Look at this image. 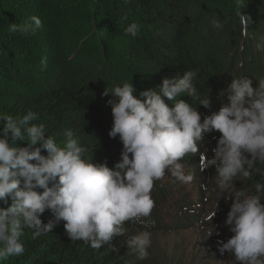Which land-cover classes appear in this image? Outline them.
I'll list each match as a JSON object with an SVG mask.
<instances>
[{
	"label": "trees",
	"instance_id": "trees-1",
	"mask_svg": "<svg viewBox=\"0 0 264 264\" xmlns=\"http://www.w3.org/2000/svg\"><path fill=\"white\" fill-rule=\"evenodd\" d=\"M244 4L242 14L251 17L247 34L235 0H0V115L36 111L40 115L35 123L46 125V135L62 141L64 129L70 127L89 149L91 162L113 168L123 145L119 136L108 135L113 118L107 101L112 96H105V90L131 82L139 98L141 91L155 89L163 78L198 70L194 83L200 99L210 95L211 107L188 94L177 99L192 104L203 119L228 102L226 92L221 93L232 78L250 77L253 88L264 81V50L255 47L258 34H264V0H244ZM33 15L43 24L34 35L9 32V24H23ZM213 18L222 21V30L213 29ZM133 21L141 25L136 37L124 32ZM4 123L0 121V132ZM220 135L216 130L206 133L200 151L207 145L212 152ZM17 144L27 146L26 141ZM184 159L199 163L201 156L189 154ZM261 179L254 175L235 186L247 194ZM167 193L166 185L156 181L152 190L156 206L147 218V229L128 222L125 227L166 229L159 227L156 211ZM11 202V198L8 205L0 202V207ZM50 219L52 213L46 210L41 220ZM64 223L35 240L26 230L25 253L0 264H147L128 254L123 234L113 238L111 247L96 250L84 241H72ZM179 225L187 226V217Z\"/></svg>",
	"mask_w": 264,
	"mask_h": 264
},
{
	"label": "clouds",
	"instance_id": "clouds-1",
	"mask_svg": "<svg viewBox=\"0 0 264 264\" xmlns=\"http://www.w3.org/2000/svg\"><path fill=\"white\" fill-rule=\"evenodd\" d=\"M235 3L247 34L251 17L241 12L244 0ZM211 24L213 29L223 28L217 18ZM42 26V20L33 15L23 24H9L8 30L34 35ZM140 28L133 21L124 32L136 37ZM255 47L264 50V34L258 36ZM197 74L198 70L189 69L163 78L155 89L141 91L139 98L133 94L136 89L131 82L105 90V96H112L107 101L113 118L108 135L119 136L123 145L113 168L91 162L89 149L70 127L64 129L62 141L46 135V125L35 123L40 115L36 111L0 115L5 122L0 132V202L8 205V199L12 201L0 207V261L25 253L26 230L35 240L60 221L65 222L72 241H84L96 250L111 247L116 235L125 234V222L143 224L147 229V218L156 206L154 183L166 172L182 183L190 182L192 176L184 174L181 161L200 153L202 171L215 166L217 187L232 200L225 225L233 235L226 242H217L220 254L233 256L234 264H264V168L257 166L264 165V81L253 88L250 77L232 78L221 93L226 92L228 102L202 119L192 104L177 99L188 94L205 108L211 107L210 95L200 99L194 83ZM213 130L221 135L213 156L207 158L206 151H200V142ZM18 141H26L27 146H18ZM254 175L262 178L254 182V191L246 194L236 188V181L251 180ZM46 210L53 219L43 223L41 215ZM126 246L128 254L146 260L152 233L136 230L128 236Z\"/></svg>",
	"mask_w": 264,
	"mask_h": 264
},
{
	"label": "rangeland",
	"instance_id": "rangeland-1",
	"mask_svg": "<svg viewBox=\"0 0 264 264\" xmlns=\"http://www.w3.org/2000/svg\"><path fill=\"white\" fill-rule=\"evenodd\" d=\"M251 37L256 38L257 35L252 34ZM205 151L210 153L206 154L207 158H211L213 152H209L207 145L202 150ZM181 163L184 174H190L192 180L182 183L169 172L160 180L168 193L158 204L156 217L159 227L166 229L151 231L152 246L145 261L147 264H234V257L227 252L221 255L217 244L218 241L226 242L233 233L225 225L231 204L217 187L215 166L202 171L201 161L188 163L183 159ZM182 202L187 206L181 207L184 205ZM184 217H187L188 225L180 226ZM136 230L143 231L131 227L123 234L124 239L127 240Z\"/></svg>",
	"mask_w": 264,
	"mask_h": 264
}]
</instances>
